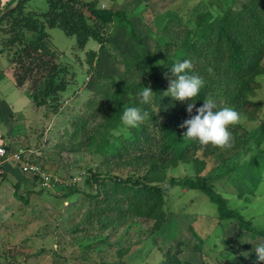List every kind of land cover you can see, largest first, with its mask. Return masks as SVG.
I'll return each instance as SVG.
<instances>
[{
	"label": "rangeland",
	"instance_id": "374dc122",
	"mask_svg": "<svg viewBox=\"0 0 264 264\" xmlns=\"http://www.w3.org/2000/svg\"><path fill=\"white\" fill-rule=\"evenodd\" d=\"M85 1H96L102 8L123 9L125 16L106 25L104 36L108 41L92 62L87 52L99 50L97 40L91 38L82 48L75 36L67 35L60 27L47 29L50 35L42 40V49L54 51L69 68L65 78L70 84L58 103L36 106L27 89L23 92L15 86L8 69L10 61L0 44V98L20 110L9 123L0 118L5 141L25 150L48 173L62 180L54 190H45L27 174L28 183H19L18 187L15 183L9 189L10 199L6 194L3 200L0 198V264H158L156 261L170 246L179 247L185 260L237 262L240 252L251 253L261 239L243 229L238 219L222 218L204 191L174 186L163 198L156 218L123 219L115 215L116 221L111 220L103 230L107 236L104 243L99 241L103 235L95 230L97 221L83 227L89 205L84 202L83 192L97 189L94 181L87 183L93 172L123 180L130 171L136 172V178L146 175L147 169L137 165L107 162L100 157L93 136H115L120 129L109 128V132L106 129L99 135L95 126L104 115L91 114L108 101L105 96L116 85L123 86L132 74L140 77L134 65L143 60V51L155 54L160 40L181 43L196 28L198 16L205 23L207 18L213 21L228 8L243 10V4L250 0ZM25 9L46 12L48 0H27ZM27 35L33 36L31 32ZM262 63L264 68V59ZM257 84L251 94L256 105L244 113L237 111L240 121L229 126L234 137L230 148L201 146L192 150L191 158L171 161L161 168V174L146 175L145 181L168 187L172 179L203 180L249 224L264 228V168L257 175L249 166L258 158L264 161V74L258 76ZM208 98L216 101L217 109L230 107L220 94ZM162 119L158 115V121ZM159 160H155L157 164ZM72 186L77 189L69 193Z\"/></svg>",
	"mask_w": 264,
	"mask_h": 264
},
{
	"label": "trees",
	"instance_id": "16d2710c",
	"mask_svg": "<svg viewBox=\"0 0 264 264\" xmlns=\"http://www.w3.org/2000/svg\"><path fill=\"white\" fill-rule=\"evenodd\" d=\"M17 1H7L3 10ZM26 1H20L10 13L0 19L1 50L7 53L13 66L16 85L27 89L34 105L48 106L58 103L70 81L65 78L68 66L62 64L54 52L45 51L41 47L40 41L50 35L47 29L60 27L67 35L75 36L77 45L82 48L91 38L97 40L101 45L99 50L91 49L87 52L89 62H92L94 58H99L97 55L108 41L104 36L106 25L114 22L117 17H124L125 11L99 7L96 1L48 0V11L40 12L26 10ZM197 21L196 28L189 31L190 36L187 35L181 43L160 40L155 54L143 51V60H137L138 63L134 65V71L139 72L140 77L134 78L132 74L123 86L116 85V88L106 94L108 101L102 102L91 112L104 115L103 121L95 126V132L99 135L100 131L106 129L109 132V128L120 129L115 136L111 133L100 138L93 136L95 150L104 161H120L117 164L126 161V164L147 169L146 175H155L161 174V168L166 167L169 162L187 160L193 156L192 150L195 152L204 146L196 139L182 136L186 128H181L180 125L189 117L186 111L188 101L180 102L164 95L171 75L169 73L166 76L165 73H168V67L179 60H189L192 67L187 71L204 81L200 93L193 98L196 99L197 107L204 99L215 94L223 96L230 108L243 113L249 111L251 105H256L251 94L258 86V76L264 74V0H250L243 4V10L239 12L228 8L213 21L207 18L205 23L201 16L197 17ZM27 32H31L33 36L29 37ZM133 33L135 34L134 28ZM138 38L141 39L139 36ZM144 86L150 87L154 92L153 100L148 104L140 103L139 92ZM129 106L140 107L148 115L137 127L126 129L120 117ZM160 114L163 119L158 121ZM157 122L161 124L158 125ZM157 128L161 130L160 133H157ZM156 159L162 160H159L160 164L156 163ZM261 161L260 158L251 161L250 171L258 175L264 168V161ZM130 173L124 180L98 172L88 176L87 183L91 185L94 181L97 189L83 192L84 202L89 204L84 228H88L92 221H97L99 224L95 230L103 235V230L111 225L110 221H116L113 217L156 218L163 198L174 186L183 185L204 191L216 204L222 218L238 219L243 229L264 241V228L249 224L244 216L229 208L226 201L205 181L188 178L180 182L172 179L168 187H163L157 183L149 184L151 182L145 181V174L136 178V172ZM76 189L72 186L69 193ZM121 201L127 205L124 207ZM106 237H99V241L104 243ZM156 262L214 264L206 260H185L181 257L179 247L173 246L168 247L161 260ZM228 264H264V261H257L253 250L249 254L240 252L239 260H229Z\"/></svg>",
	"mask_w": 264,
	"mask_h": 264
},
{
	"label": "clouds",
	"instance_id": "9594fccd",
	"mask_svg": "<svg viewBox=\"0 0 264 264\" xmlns=\"http://www.w3.org/2000/svg\"><path fill=\"white\" fill-rule=\"evenodd\" d=\"M192 64L189 60H179L168 67L170 73L169 86L164 95L170 96L173 100L180 102L188 101L186 111L189 117L185 119L180 127L186 128L182 136L188 139H196L201 145H214L218 147H231L234 137L229 130L230 125H235L240 121L239 113L230 107L217 109L214 99H204V102L197 107L195 104L204 81L190 74L187 70L191 69ZM153 91L150 87L144 86L139 92L140 103L148 104L153 100ZM195 109V114L193 110ZM140 107L129 106L121 114V122L126 127H137L147 117ZM257 261H264V241L256 244L254 248Z\"/></svg>",
	"mask_w": 264,
	"mask_h": 264
},
{
	"label": "crops",
	"instance_id": "0c3cea01",
	"mask_svg": "<svg viewBox=\"0 0 264 264\" xmlns=\"http://www.w3.org/2000/svg\"><path fill=\"white\" fill-rule=\"evenodd\" d=\"M7 1H9V0H3V3H0V11L4 9V5ZM102 7H104V6H102ZM40 42H41V44L43 43L42 40ZM48 51L54 52L52 50H48ZM6 55H7V53H6ZM7 57H8V55H7ZM57 58H58V56H57ZM8 59H9V57H8ZM10 64H11V62H10ZM8 69L11 71L12 80H13V83L15 84V86L18 89H20L21 91L25 92V90H26L25 88H19L15 83V80L13 77V66H12V64H11V67L8 66ZM29 98L31 99V101L33 103L32 98L31 97H29ZM15 107H16V105L11 106V105H9V103L7 101H3V99L0 98V118H2V120L5 123H9L10 121H13V117L16 115L15 113L20 112V110L16 109ZM0 145L5 146L8 150L16 151L19 149V146H12L9 142L5 141L4 132H2L1 130H0ZM27 176L28 175L22 171L20 166L18 164H16L13 159L3 158L2 156H0V198H1V200H3V194H6L5 197L10 199L12 194L9 191V189L15 183H18L16 185L17 187L20 184L25 185L26 183H28V181L30 179Z\"/></svg>",
	"mask_w": 264,
	"mask_h": 264
},
{
	"label": "built area",
	"instance_id": "2783aa9c",
	"mask_svg": "<svg viewBox=\"0 0 264 264\" xmlns=\"http://www.w3.org/2000/svg\"><path fill=\"white\" fill-rule=\"evenodd\" d=\"M24 151L8 150L5 146L0 145V156L13 159L24 173L38 180L42 189L54 190L62 183V180L58 176L48 173L33 157L26 154Z\"/></svg>",
	"mask_w": 264,
	"mask_h": 264
},
{
	"label": "water",
	"instance_id": "95a60500",
	"mask_svg": "<svg viewBox=\"0 0 264 264\" xmlns=\"http://www.w3.org/2000/svg\"><path fill=\"white\" fill-rule=\"evenodd\" d=\"M20 1H22V0H18V1L16 2V4L12 5L11 7L7 8L6 10H4V11L0 14V19H1L3 16H5L6 14L10 13V12L14 9V7H15Z\"/></svg>",
	"mask_w": 264,
	"mask_h": 264
}]
</instances>
